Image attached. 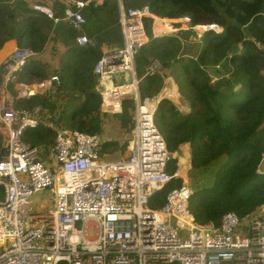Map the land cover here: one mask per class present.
<instances>
[{
  "label": "built area",
  "instance_id": "obj_1",
  "mask_svg": "<svg viewBox=\"0 0 264 264\" xmlns=\"http://www.w3.org/2000/svg\"><path fill=\"white\" fill-rule=\"evenodd\" d=\"M103 1L61 0L60 16L47 2L30 8L53 24L66 23L77 33L74 43L84 47L95 42L84 33L82 10ZM118 12L123 45L101 55L92 73L104 120L121 113L126 97L137 105L124 145L127 156L101 153V135L56 125L41 106L19 107L31 98L49 97V90L60 91L55 74L10 86L16 74L28 70L36 55L32 50L17 48L1 63L0 264H264V206L241 217L225 213L217 226L195 222L189 211L194 191L185 188L174 152L167 151L153 123L162 98L138 96L134 57L148 41L143 18L153 16L146 6L124 10L119 0ZM161 36L153 31V38ZM159 70L152 61L145 74ZM145 103H151L150 111L143 110ZM39 126L53 133L46 148L24 140L26 130ZM171 159L177 166L169 174ZM176 179L181 186L167 193L161 207L150 208L149 200Z\"/></svg>",
  "mask_w": 264,
  "mask_h": 264
},
{
  "label": "trees",
  "instance_id": "obj_2",
  "mask_svg": "<svg viewBox=\"0 0 264 264\" xmlns=\"http://www.w3.org/2000/svg\"><path fill=\"white\" fill-rule=\"evenodd\" d=\"M119 1L124 10L146 6L152 16L161 19H185L181 20L185 26L216 25L213 27L222 29V35L215 29L206 30L193 46L184 42L186 34L180 30L153 38V19L143 18L148 41L134 57L138 96L156 100L168 76L176 81L179 106L188 111L163 98L157 103L153 123L167 151L174 152L178 168L189 164V144L191 167L205 173L199 175V187L212 185L194 192L189 200V211L197 224L217 226L225 213L241 217L264 206V0ZM61 4V0L50 2L56 16L61 15ZM118 13V0L88 3L82 10L84 33L95 45L78 47L75 33L63 22L55 26L43 15L35 16L24 0H0V49L13 40L18 49L32 50L36 55L30 59L28 81L59 75L60 90L69 95L62 110L57 108L59 96L54 95L31 98L19 107L41 106L51 118L58 113L56 125L101 135L103 116L99 114L98 80L92 69L103 45H123ZM55 57L57 63L52 61ZM152 61L159 63L160 70L149 76L145 68ZM49 66L54 69L51 74L47 73ZM206 67L213 69V81ZM238 84L239 89L233 90ZM163 94L175 98L173 90ZM133 102L132 97L122 101L121 113L116 115L122 127L130 123ZM24 140L31 146H49L53 133L39 126L26 130ZM118 147L117 142L103 138L100 152ZM259 168L262 174L256 173ZM175 169L171 159L166 173ZM181 184L180 179L166 184L149 200V207H161L167 193Z\"/></svg>",
  "mask_w": 264,
  "mask_h": 264
},
{
  "label": "rangeland",
  "instance_id": "obj_3",
  "mask_svg": "<svg viewBox=\"0 0 264 264\" xmlns=\"http://www.w3.org/2000/svg\"><path fill=\"white\" fill-rule=\"evenodd\" d=\"M161 22V21H160ZM161 25H164L165 23H160ZM169 24V23H168ZM182 23L181 24H178L177 26L179 27V30L181 31V32H183V33H185L186 34V41H184V42H186V43H190V44H192L193 46L194 45H196L197 43H199L200 42V40H201V38H202V36H203V34H204V32L206 31V30H209L210 29V27L209 26H204L205 28H203V27H200V28H198V29H192V27L193 26H191V29L192 30H186V29H184V27L182 28ZM185 27H188L189 28V26H185ZM213 29H215L216 30V32H219V33H216V34H219V35H222L220 32H222V29L221 28H219V27H212ZM152 29H153V24H152ZM155 31L158 33V31H160L159 29L157 30V29H155ZM178 30H172V31H167V30H165L164 32H166V33H164L163 31H161V35H168V34H173V33H175V32H177ZM153 32V31H152ZM215 32V31H214ZM122 41H123V39H122ZM15 44V42H13V46H15L14 45ZM103 47H106L105 45H103L102 46V48ZM14 48V47H13ZM101 48V49H102ZM58 60L59 59H57V57H55L54 58V60L52 59V61H53V63H57L58 62ZM53 71H54V69H53V66H49V68H48V70H47V73L48 74H51V73H53ZM206 71L208 72V74H209V78L211 79V81H213L212 79H213V76H212V74H213V69L212 68H210V67H206ZM57 74V73H56ZM59 76V75H58ZM168 77H172V76H168ZM167 77V78H168ZM167 78H166V80L164 81V85H163V88L160 90V92H159V94H158V97L159 98H168V99H173L172 101H174V103L178 106V108H179V110H181V111H188L186 108H183V107H180L177 103H176V101L178 102V97H176V98H169L168 96H164V95H162V90L164 89V87H165V83H166V81H167ZM173 78V80H174V77H172ZM28 81V79H26L25 80V82H27ZM177 86V85H176ZM236 86V85H235ZM239 89V88H238ZM237 90V89H236ZM177 91V90H176ZM55 96H59V98H60V100L57 102V108H58V110H62V108H63V105L65 104V102H66V100H67V98L69 97V95H68V93H66V91L65 90H63V91H59V92H57V95L56 94H54V97ZM61 96V97H60ZM130 97V96H129ZM129 97H126L125 99H127V98H129ZM134 103V102H133ZM152 103V102H151ZM142 103L140 102V105H141ZM153 105H154V103H152ZM137 106V105H136ZM136 106H135V103H134V106H133V108H132V110L130 111V118H131V116H133V113H131V112H134V110H135V108H136ZM157 106V105H156ZM128 107H130V106H128ZM120 114V113H119ZM102 121H103V125H102V134H101V136L105 139V140H107L108 142H111V141H115V142H117L118 143V145H119V147H118V149L117 150H112L111 152H107L108 153V155L111 157V158H121L123 155H125V156H127V154L128 153H126V152H123V151H125V147H124V145L129 141V138H131V133H130V131H131V128H132V124H131V119H130V123L129 124H127L125 127H122L121 125H120V122L117 120V117H116V115H114V116H111L109 119H106V121L104 122V118H102ZM126 129V130H125ZM29 132H31V131H29ZM3 143H2V140H1V145H2ZM51 145V144H50ZM36 146H40V147H43V148H46L48 145H36ZM104 153H106V152H104ZM45 154H47V152H45ZM224 163V162H223ZM223 165V164H222ZM221 165V166H222ZM177 166V165H176ZM221 166L214 172V174H213V181H212V184H213V182H214V179H215V174H216V172L221 168ZM261 168H263L264 169V163L262 164V166H261ZM192 168H191V166L187 163V164H185V165H182V171H181V173H182V175H183V177H184V183L183 184H186L188 187H190V189L192 188V190L194 191V192H196V191H199V190H204L205 188H201V187H199V185H198V180L200 179L199 178V175H205V173L204 174H202V173H200V172H197L196 170H191ZM259 170L261 171V169L259 168ZM186 171H188V173L186 172ZM262 172V171H261ZM185 173H186V176H185ZM207 175V174H206ZM212 186V185H211ZM211 186L210 187H207L206 189H209V188H211ZM88 234L91 236V235H93L94 234V229L93 228H89L88 229Z\"/></svg>",
  "mask_w": 264,
  "mask_h": 264
},
{
  "label": "crops",
  "instance_id": "obj_4",
  "mask_svg": "<svg viewBox=\"0 0 264 264\" xmlns=\"http://www.w3.org/2000/svg\"><path fill=\"white\" fill-rule=\"evenodd\" d=\"M30 7H31V4L33 3V2H37V1H33V0H24ZM39 1H42V2H46L47 0H39ZM50 3V1L48 0L47 1V3ZM35 16H39V14H35ZM152 19H153V31H155V27L156 26H158V28H160V31H158L159 33H161V31H165V30H167V31H172V30H179V27L177 26L178 24H181L182 23V21L181 20H185V19H172V20H169V19H161V18H158V17H155V16H153L152 17ZM161 21V22H160ZM64 23V22H63ZM160 23H165L164 25H161ZM169 23V24H168ZM64 24H66V23H64ZM53 25H55V24H53ZM67 25V24H66ZM56 26V25H55ZM68 26V25H67ZM184 27V29H186V30H192L193 29V27H192V29H191V27H185V25H182V28ZM202 27H204V26H202ZM73 31V30H72ZM74 33H75V36L77 35V33L75 32V31H73ZM164 33H166V32H164ZM13 42H15V41H13V40H9V41H7L6 43H4V45L2 46V48L0 49V80H1V74H2V69H1V63H2V61L4 60V58H6L9 54H11L12 52H14L18 47H17V45H16V42H15V46H13ZM14 47V48H13ZM105 48H107V47H103L101 50H103V49H105ZM28 69H30V67L28 68ZM28 71V70H27ZM27 71L25 72V73H18V74H16L15 75V78H14V81L10 84V86H14V84H16L17 82H19V81H25L26 79H27V76H26V73H27ZM173 85L175 86V88H176V81H175V79L173 80V78L172 77H168L167 78V81H166V83H165V87H164V89L162 90V95H164L163 93L167 90V89H169V90H173V92H174V95H175V98L176 97H178L177 96V91H175V88L173 87ZM96 90L98 91V84H97V86H96ZM176 90H177V88H176ZM165 96V95H164ZM166 96H168V95H166ZM171 96L172 95H170V96H168V97H170L171 98ZM173 100V99H172ZM173 103H174V101H172ZM176 103L179 105V103L176 101ZM175 104V103H174ZM176 105V104H175ZM106 121V119L104 120V122ZM182 145H185V144H182ZM188 146H189V144H188ZM223 159H224V163H225V160H226V158L225 157H223ZM190 161H191V151H190V148H189V163H190ZM223 163V164H224ZM190 166H191V164H190ZM192 168V167H191Z\"/></svg>",
  "mask_w": 264,
  "mask_h": 264
},
{
  "label": "water",
  "instance_id": "obj_5",
  "mask_svg": "<svg viewBox=\"0 0 264 264\" xmlns=\"http://www.w3.org/2000/svg\"><path fill=\"white\" fill-rule=\"evenodd\" d=\"M118 50H119V49H115V48L107 47V48L101 50V54L104 56L106 53H111V52H115V51H118ZM117 63H119V60H117ZM122 81H123V80H122ZM125 82H127V83L130 82V78H129L128 76L125 78ZM239 87H240V85L238 84V85H236V86L234 87L233 90H236V89H238ZM47 94H48L49 97L53 96V92H52L51 90H49ZM57 115H58V113L56 112V113L54 114V116L51 118V121H52V122H55V119L57 118Z\"/></svg>",
  "mask_w": 264,
  "mask_h": 264
},
{
  "label": "bare ground",
  "instance_id": "obj_6",
  "mask_svg": "<svg viewBox=\"0 0 264 264\" xmlns=\"http://www.w3.org/2000/svg\"><path fill=\"white\" fill-rule=\"evenodd\" d=\"M210 26V29H213L212 27L213 26H216V25H209ZM202 26H196V27H193V29H198ZM205 28V27H203ZM143 110H147V111H150L152 109V105L151 103H145V105H143ZM179 171L181 172L182 171V167L179 168ZM182 174V173H181ZM185 188L189 189L190 187H188L186 184H185Z\"/></svg>",
  "mask_w": 264,
  "mask_h": 264
},
{
  "label": "clouds",
  "instance_id": "obj_7",
  "mask_svg": "<svg viewBox=\"0 0 264 264\" xmlns=\"http://www.w3.org/2000/svg\"><path fill=\"white\" fill-rule=\"evenodd\" d=\"M178 95V94H177ZM190 146V145H189Z\"/></svg>",
  "mask_w": 264,
  "mask_h": 264
}]
</instances>
